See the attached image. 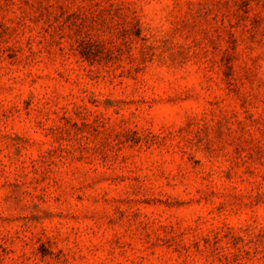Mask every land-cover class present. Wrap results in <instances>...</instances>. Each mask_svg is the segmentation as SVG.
Listing matches in <instances>:
<instances>
[{
    "label": "clouds",
    "instance_id": "obj_1",
    "mask_svg": "<svg viewBox=\"0 0 264 264\" xmlns=\"http://www.w3.org/2000/svg\"><path fill=\"white\" fill-rule=\"evenodd\" d=\"M0 264H264V0H0Z\"/></svg>",
    "mask_w": 264,
    "mask_h": 264
}]
</instances>
